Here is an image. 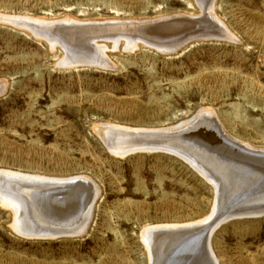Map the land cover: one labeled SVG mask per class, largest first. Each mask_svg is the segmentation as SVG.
I'll return each mask as SVG.
<instances>
[{
    "label": "rangeland",
    "instance_id": "374dc122",
    "mask_svg": "<svg viewBox=\"0 0 264 264\" xmlns=\"http://www.w3.org/2000/svg\"><path fill=\"white\" fill-rule=\"evenodd\" d=\"M210 10L200 0H0V178L87 177L96 186L75 236L22 235L0 197V264H151L144 231L213 216V175L181 152L131 149L138 138L124 136L112 144L104 131L173 132L209 112L226 139L264 150V0H214ZM208 14L213 24L193 22ZM149 21L174 32L139 28ZM108 22L131 25L90 41L107 64L68 63L61 29ZM182 32L187 41L174 48ZM263 205L214 228L215 263L264 264Z\"/></svg>",
    "mask_w": 264,
    "mask_h": 264
},
{
    "label": "bare ground",
    "instance_id": "6f19581e",
    "mask_svg": "<svg viewBox=\"0 0 264 264\" xmlns=\"http://www.w3.org/2000/svg\"><path fill=\"white\" fill-rule=\"evenodd\" d=\"M200 3L202 8H204L206 11L205 14L211 13L213 8L212 10L210 9L212 3L214 4V0H200ZM201 18L197 20L194 19L193 22L196 21L198 22L196 24H200L201 26L213 24L211 21L213 19H210L209 14L208 17L203 19ZM192 20H190L192 23L191 25H194L195 23H193ZM160 23H152L150 21L149 23L145 24L139 23V28L143 29L144 31H151L153 34L156 29L160 32L166 29L167 31H165V33L167 34L174 32L171 30V28L175 26L166 28L168 27L166 26L167 24L165 25L161 21ZM175 23L176 22H174V24ZM102 24L103 23L79 25L78 23L74 26V28H72L74 31H66V29H61L59 35L69 56L67 60L68 63H93L97 65L107 64V60H105L103 57V48L99 46L96 48L94 47L95 44L92 46L90 41L97 35V33H119L122 31L121 29L130 27L131 24L127 23L124 25H119L118 22H112V24L108 22L109 25L106 24L105 27ZM179 24L180 23H178V25ZM116 26L119 27L116 29L114 28V30L110 29V27ZM190 27L193 28L192 26ZM89 28L94 29L90 30ZM139 28L136 27V29ZM209 28H211V26ZM204 30L206 31V29ZM220 32L222 33V31ZM213 34L215 35V33ZM156 35L158 34L156 33ZM115 38L113 39L114 41H116ZM128 38H130V36H128ZM132 41H129V43H133ZM165 43H167V41ZM165 43L160 44V46L157 47L168 50L170 47L166 46ZM175 47L176 46H174V48ZM208 113L209 112H203L204 116H201L203 119L201 118V120H199V118H197L194 125L184 126L173 132L158 131L153 133L151 130L148 131L147 129L134 131L131 129V132H123L120 129L112 128L104 130L105 136L108 139L107 141L111 142L112 144H115L118 136L127 137V139H124L127 141H131L132 138H135V140L138 138V141L139 139L141 140L139 143L142 144H139L138 141L134 142L135 140L133 139L134 141H132L134 143L131 142L130 145L133 143L134 146H129V149L130 147L131 149H135V146H138V149H142L144 147H148V149H150L149 147H156L159 149L181 152L184 157L195 162V166L198 164L197 167L203 168L206 175H213V178L217 179L216 181L213 179L218 185L217 205L215 207L216 210L215 213L212 214L213 216L208 219V221L206 220V222L201 221L198 223L180 226L165 225L150 227L144 231L143 239L148 250H150L151 264H217L215 263V257L213 258V253H211L210 249V238L214 228L223 223V221H226L232 217L245 216L244 214H248L249 216V213L246 212L248 210H257L259 212L261 211L260 205L264 204V150H254L253 148L245 146L239 142L231 141V137L230 140L226 139L224 136L225 134L222 133L224 132L222 131L223 128L221 129V126L219 125V127L217 125L218 123L216 124V121L214 120L215 117L210 118V116H213L211 114L208 115ZM182 124H184V122L181 123V125ZM172 127L174 128V126ZM174 132H178L180 136ZM216 138L220 139L217 140ZM120 144H117V146L115 145L116 150ZM167 144H171V146H167ZM123 145L128 146V144ZM115 146L110 148L115 150ZM192 148H196V150L199 149V152L193 153ZM131 149L129 151H132ZM126 150H123V153ZM221 160L224 162L227 161V165L235 167V169L244 170L242 176L236 174L233 170L232 172H229V170L224 172L228 166L221 164ZM230 161H233V164L229 163ZM236 163H238V165H236ZM239 163L244 164L241 165ZM0 173L2 174V172ZM20 176L18 175V177ZM250 176H253V181L251 179L250 181H247ZM18 179L19 180L15 181L16 179L11 180V178H0V197H2V203L9 207L13 212L16 220L14 227L22 235L30 238L35 237L37 239L38 237H40V239L44 237L46 239L66 235L75 236L85 232L91 218V204L92 200L94 199L93 191L94 187H96L92 185V182L88 180L87 177H78L72 179H42L40 177L30 178L27 176L20 177ZM23 188L27 192L23 191V194H20V192L16 193L17 190L22 191ZM242 191L243 193H240ZM228 200L231 202L229 207L225 205ZM24 206L28 207V210L26 209L25 213H23ZM213 222L215 223L213 224Z\"/></svg>",
    "mask_w": 264,
    "mask_h": 264
},
{
    "label": "water",
    "instance_id": "95a60500",
    "mask_svg": "<svg viewBox=\"0 0 264 264\" xmlns=\"http://www.w3.org/2000/svg\"><path fill=\"white\" fill-rule=\"evenodd\" d=\"M200 35H201V33H197L195 36L198 37V36H200ZM182 36H183V34L180 35V39H176L177 41H176V43H174L175 46H177V45H181L182 43H184L185 41H187V39H184ZM195 36H194V37H195ZM145 37H146L147 39H151V38H149L147 35H146ZM200 37H201V36H200ZM152 40H154V39H152ZM160 42H161V41H155V44L158 45V46H160V44H161ZM151 44L154 45L153 43H151ZM156 45H155V46H156ZM177 47H178V46H177ZM1 93H2V92H1ZM1 93H0V94H1ZM69 238H70V237H69Z\"/></svg>",
    "mask_w": 264,
    "mask_h": 264
}]
</instances>
